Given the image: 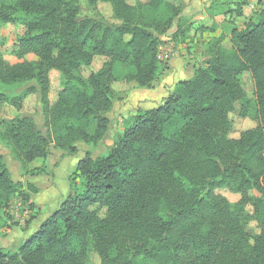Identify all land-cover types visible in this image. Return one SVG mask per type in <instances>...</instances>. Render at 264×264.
<instances>
[{"label": "trees", "instance_id": "obj_1", "mask_svg": "<svg viewBox=\"0 0 264 264\" xmlns=\"http://www.w3.org/2000/svg\"><path fill=\"white\" fill-rule=\"evenodd\" d=\"M84 1L93 10L109 3L113 20L82 15L81 0H0V23L24 28L13 47L21 61L8 63L0 51V105L20 109L37 94L43 116L39 124L23 111L1 133L11 149L0 152V229L13 196L27 199L13 160L25 168L51 146L70 156L80 143L102 144L116 63L127 64L126 81L151 86L161 37L184 43L192 27L183 0ZM229 33L231 51L224 35L212 38L204 63L159 104L135 110L106 152L85 151L57 208L14 249L0 246V264H87L90 249L99 264H264V4ZM96 56L102 65L83 75ZM51 70L61 85L53 101ZM245 72L254 81L256 125L234 138L230 114L249 116ZM248 219L256 233L245 228Z\"/></svg>", "mask_w": 264, "mask_h": 264}, {"label": "rangeland", "instance_id": "obj_2", "mask_svg": "<svg viewBox=\"0 0 264 264\" xmlns=\"http://www.w3.org/2000/svg\"><path fill=\"white\" fill-rule=\"evenodd\" d=\"M128 1L131 4H135L137 1H146V0H128ZM171 1H175V0H171ZM183 2H184L183 16L186 19H188L192 24L191 30L188 34V39L192 38L193 37L192 35H196L197 33H200L202 38V33H204L203 31L210 29L211 26H215V28L221 27L222 31L224 32L223 34L229 36L230 25L234 24L237 27L242 26L249 19H251L252 17L254 18L260 5L264 4V0H183ZM260 2L261 4H259ZM81 5H82V13H81L82 15H94L96 12H101L108 20L111 21L113 20L111 7L109 3L100 2L97 4L96 9L94 8V10L93 8L88 7L84 0H81ZM238 6H240V8L242 9L243 14L241 13L242 14L241 16L236 17L235 15L237 14L235 13L236 12L235 8H237ZM200 25H202L200 29L195 28ZM23 31L24 28L22 25L0 23V51H1L2 59L5 60L6 62L16 63L22 60L21 58H18L17 55L14 53L13 47L14 44L16 43L17 38L23 33ZM168 40H170L169 33L161 37L160 43L168 42ZM198 43L203 44L204 42L202 43L198 41ZM224 45H225V47H223L224 49L228 51L232 50L233 47L232 42L227 41L225 42ZM192 47L193 46L190 45L188 48L184 50L183 52L184 54H182V55L192 56L189 58L191 59V62H188V65H191V70L195 69L196 64L199 65L202 62H204L206 58V49L202 50L201 53L199 51L200 53L199 55L202 56L199 55L197 56L195 50L193 51ZM162 50L163 51H161L160 55L165 61H167L168 59H172L173 57H176V55L178 54V50L174 47H171L168 50L166 48ZM25 58L34 59L36 57L32 54H28L25 56ZM104 60L105 58L96 56L91 66L87 69H84L82 74L86 76L91 71L98 69L102 65ZM126 68H127L126 63L119 62L116 63L115 65V69H114L115 76H114V81L112 83L113 106L111 111L108 113L109 117L112 120V127L109 132V135H107L106 139H104L102 144L98 145L97 147L89 146L87 148V149H91L90 151L91 153H93L95 157L102 154L103 151L106 152L107 146L110 145L114 136L123 130L125 125L129 122L130 115L134 113L135 110L144 109V108L136 107V103L138 102L137 100L131 101L130 98L125 99L124 96H122L125 95L124 93L126 91L135 89L132 87V85H134L135 82L126 81V79L124 78ZM164 68L165 66L162 68V70ZM240 80L242 82L243 88L246 93L245 97L241 101V104H245L248 106L249 116L241 117L237 113V111L230 114V118L233 121V130L230 133V136L234 138L238 137L243 130L247 128H251L256 125L255 115L257 111V104H256L254 81L251 75L247 72L241 75ZM130 83H134V84H130ZM60 89H61V85L59 81V74L56 70H51L49 72V99L51 101H53L56 98L57 93ZM21 90L22 89L18 90L17 92H20ZM164 97H162V99ZM126 98L128 97L126 96ZM139 99H140L139 103L141 101L143 102V99L141 97H139ZM131 102L133 103L134 106H131ZM122 103L124 105L129 104L128 109L123 112H121L120 110V106ZM40 108H41V103L39 102L38 95L33 93L28 94L25 97L20 109L8 104L0 105V152L10 153V149H11L10 144L5 139L1 138V133L3 132L4 126L11 123L13 119L17 116V114H21V112L23 111H27L28 113L34 115L36 121L39 124H42L43 116L40 112ZM50 148H53V146H51ZM17 164L18 167H14ZM17 164L14 161L13 164L14 166L12 167L17 179H21L20 177L23 178L24 176L28 175V172L32 171L30 168H28V164L27 166H25V168H21L18 161ZM218 192L224 195L225 197H227L232 202L237 201L239 199V194L231 192L228 189H220L218 190ZM18 195L21 196V194ZM27 209H29V212H31V214L28 215V217L32 216V214L36 212L35 207H33L32 205H29ZM246 212L248 214L251 213L250 206H247ZM24 217L25 214L23 211V215L21 217L15 215L13 219L22 221ZM243 224L249 232L256 233L257 227L255 221L251 219L243 220ZM87 264H99L98 258L93 253L92 249H90L88 253Z\"/></svg>", "mask_w": 264, "mask_h": 264}, {"label": "crops", "instance_id": "obj_3", "mask_svg": "<svg viewBox=\"0 0 264 264\" xmlns=\"http://www.w3.org/2000/svg\"><path fill=\"white\" fill-rule=\"evenodd\" d=\"M239 10L242 13L240 6L235 8L236 12ZM241 13L235 16H241L243 14ZM201 26L202 25L195 28ZM238 28H244V24ZM203 32L202 38L201 34L197 33L196 35H192V38H187L184 43L175 44L171 40H168V42L165 43H160L158 46V58L161 69H159L160 71L157 74L158 77H156L152 85L148 87L138 86L136 85V82L135 84L130 83L134 84L132 87L135 89L126 91L124 93L125 95L122 96H124L125 99L130 98L131 101L137 100L136 107L138 108L145 109L154 107L162 101V97L166 96L168 92L172 90L176 82L192 75L194 69L191 70V65H188V62H191V59L189 58L192 56L182 55L186 48L192 45L193 51L195 50V53L198 56L202 50L207 48V45L212 38L224 35L221 42L223 47H225V42H231L230 33L229 36L223 34L224 32L221 27L215 28V26H211L210 29ZM198 41L202 43L204 42V45L199 44ZM171 47L176 48L178 54L176 57L165 61L160 53L163 51L162 49L166 48L168 50ZM203 63L204 62L199 65H202ZM199 65L196 64V67ZM164 66L165 68L162 70ZM126 96L128 98H126ZM139 97L143 99V102L141 101L139 103ZM128 106L129 104L124 105L122 103L120 106L121 112L127 110ZM131 106H134L132 102ZM89 146L90 145L81 143L78 152L70 156H62L60 150L50 148L49 154L45 158H36L28 164V168L32 171L28 172V175L23 178L20 177L23 183V190L27 194V199H24L19 195L13 196L9 207L6 209V220L4 221V224L1 225L0 229L1 247L14 249L23 239L33 233L40 223L57 208L59 202L69 190L72 173L75 170L78 160L83 157L86 150H91L87 149ZM92 156L95 157L93 153ZM14 161L17 164L16 160H13L12 164H14ZM14 167H18V164ZM29 205L35 207L37 212L32 217L24 218V222L18 225L13 217L15 215L21 217L23 211L29 207Z\"/></svg>", "mask_w": 264, "mask_h": 264}, {"label": "built area", "instance_id": "obj_4", "mask_svg": "<svg viewBox=\"0 0 264 264\" xmlns=\"http://www.w3.org/2000/svg\"><path fill=\"white\" fill-rule=\"evenodd\" d=\"M24 214H25V217L24 218H26V217H28V215H30L31 214V212H29V209H25L24 210ZM24 218L22 219V221L21 220H17V219H15L16 221H17V223H18V225H20V224H22L24 221ZM16 223V222H15Z\"/></svg>", "mask_w": 264, "mask_h": 264}]
</instances>
